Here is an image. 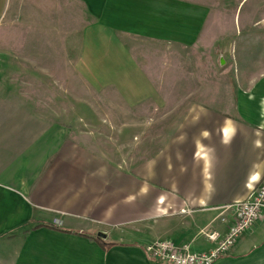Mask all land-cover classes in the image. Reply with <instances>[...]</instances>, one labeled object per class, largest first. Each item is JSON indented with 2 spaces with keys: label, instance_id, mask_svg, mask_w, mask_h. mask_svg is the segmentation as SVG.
<instances>
[{
  "label": "crops",
  "instance_id": "0c3cea01",
  "mask_svg": "<svg viewBox=\"0 0 264 264\" xmlns=\"http://www.w3.org/2000/svg\"><path fill=\"white\" fill-rule=\"evenodd\" d=\"M228 1L0 0V264H166L152 260L146 245L171 240L204 252L214 246L204 230L227 232L233 210L224 206L264 181V49L248 52L261 64L222 66L232 80L169 83L166 49L202 47L214 9ZM250 35L215 40L220 47L264 40ZM58 40L61 52L51 53ZM139 41L152 48L140 51ZM152 50L162 61L153 69L142 60ZM40 56L76 57L79 88L114 94L94 105L108 102L111 111L88 120L79 95L74 113L56 112V83L33 79L55 69L23 64ZM168 105L180 115L173 138L140 162L92 148L82 130L87 120L117 121L139 106L142 120L164 111L166 121ZM39 223L66 231L34 228ZM213 264H264V215Z\"/></svg>",
  "mask_w": 264,
  "mask_h": 264
},
{
  "label": "rangeland",
  "instance_id": "374dc122",
  "mask_svg": "<svg viewBox=\"0 0 264 264\" xmlns=\"http://www.w3.org/2000/svg\"><path fill=\"white\" fill-rule=\"evenodd\" d=\"M258 3V0H229L228 2H221L220 6L222 8H216L213 11V20L212 24H209L208 33L206 40L202 44V47L188 48V49H173L170 46L166 49V80L167 82H174L177 80H182L183 82L191 81H202L209 82L211 80H232L230 77L224 75L223 67L231 65H247L249 63H259L261 61L254 62V54L257 49H264V40H247V41H220L219 44L223 43L222 47L218 46L215 38L219 33H236L241 31L242 33L251 34L248 38H255L254 33L264 34V7L256 9L255 3ZM264 2V0H263ZM256 3V4H257ZM229 5L226 7L225 5ZM260 5V3H258ZM257 4V5H258ZM264 6V3H263ZM261 20V21H259ZM246 22V23H245ZM137 48L142 51L143 48H152L148 45L144 46V42H137ZM54 48V49H53ZM63 48V42L58 40L52 43L51 53L56 54L61 52ZM253 50V58H251V53L249 51ZM247 51V53H246ZM152 53L155 54V51H151L149 56H144L142 58L143 63L146 65H160L158 59L152 57ZM246 54V55H245ZM250 54V56H247ZM241 55H245L244 58H240ZM256 55V54H255ZM23 64H39V65H49L51 68H54V73H38L33 75L34 80L54 81L56 87L54 89L55 93V104L53 106L56 112L62 111L64 108L70 109L71 113H74V110H77V105L75 104V98L79 95L85 97L88 120L91 119V116L102 115L106 112L111 111L109 98H115V95L109 92L101 93L97 92L91 88H82L80 86L81 79L78 78L76 72H74L73 64L76 62V57H62V56H52V57H33V58H23ZM161 60V59H160ZM224 60V61H223ZM261 60V59H260ZM70 64V68H67V64ZM257 61V60H256ZM162 66V65H161ZM156 68V67H155ZM71 71L69 72V70ZM157 69V68H156ZM182 71V72H181ZM153 78V73L151 74ZM155 77L158 76V73L154 71ZM29 76V75H28ZM34 76L36 78H34ZM162 77V76H161ZM219 78V79H218ZM158 79L157 77L155 78ZM59 82L65 83V87L68 91H64L62 86H58ZM44 91L42 88L39 89L40 97ZM65 92V97L70 93V101H66L61 98L62 92ZM97 98L101 100L108 99V102H101L99 106H94L97 104ZM69 103V104H67ZM94 103V104H93ZM46 105H44L45 107ZM103 107L104 109H102ZM118 104L115 105L117 109ZM131 116H123L118 118L117 121H111V119L103 118L102 122L95 120L85 121L82 123V130L87 131V134L90 137L87 138L88 143L92 148H107L113 149L116 153V156L120 161H142L144 156L149 155L150 158H153L157 155L160 146L162 145V139L169 140L173 138L174 128L176 124L179 123V113L172 111V106H167L166 112V121L160 120V118L165 117V112H155L151 114L150 120H142L141 112L144 106H139ZM120 109V108H119ZM119 112L121 110H113V112ZM129 112V110H126ZM138 113V114H136ZM118 115V113H116ZM93 118V117H92ZM77 127V125H75ZM95 130L101 131V133L96 134ZM150 132V152L143 153V141L146 139L145 134ZM92 142V143H91Z\"/></svg>",
  "mask_w": 264,
  "mask_h": 264
},
{
  "label": "built area",
  "instance_id": "2783aa9c",
  "mask_svg": "<svg viewBox=\"0 0 264 264\" xmlns=\"http://www.w3.org/2000/svg\"><path fill=\"white\" fill-rule=\"evenodd\" d=\"M233 210L232 223L225 234L219 231L204 230V235L214 243L209 251L194 252L189 244H176L171 240H154L145 247L148 256L159 263L166 264H213L224 256L237 243L239 238L264 215V181L245 200L224 206ZM226 221V218H222ZM56 224L63 225L61 219Z\"/></svg>",
  "mask_w": 264,
  "mask_h": 264
},
{
  "label": "trees",
  "instance_id": "16d2710c",
  "mask_svg": "<svg viewBox=\"0 0 264 264\" xmlns=\"http://www.w3.org/2000/svg\"><path fill=\"white\" fill-rule=\"evenodd\" d=\"M42 226H48V227H52V228H59V227H57L58 225H56L54 223H49V224L39 223V224L35 225L34 228H38V227H42ZM59 229L62 230V231H66L64 228H59Z\"/></svg>",
  "mask_w": 264,
  "mask_h": 264
},
{
  "label": "water",
  "instance_id": "95a60500",
  "mask_svg": "<svg viewBox=\"0 0 264 264\" xmlns=\"http://www.w3.org/2000/svg\"><path fill=\"white\" fill-rule=\"evenodd\" d=\"M98 235H99V236H102V237H104V236H105V234H104V233H99Z\"/></svg>",
  "mask_w": 264,
  "mask_h": 264
}]
</instances>
